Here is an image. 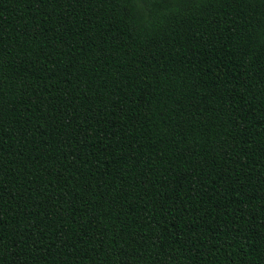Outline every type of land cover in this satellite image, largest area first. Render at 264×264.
Here are the masks:
<instances>
[{
  "label": "trees",
  "instance_id": "trees-1",
  "mask_svg": "<svg viewBox=\"0 0 264 264\" xmlns=\"http://www.w3.org/2000/svg\"><path fill=\"white\" fill-rule=\"evenodd\" d=\"M0 264H264V0H0Z\"/></svg>",
  "mask_w": 264,
  "mask_h": 264
},
{
  "label": "snow or ice",
  "instance_id": "snow-or-ice-1",
  "mask_svg": "<svg viewBox=\"0 0 264 264\" xmlns=\"http://www.w3.org/2000/svg\"><path fill=\"white\" fill-rule=\"evenodd\" d=\"M131 2L141 7L144 11H148L150 6H153L157 2L161 4H171L173 0H131Z\"/></svg>",
  "mask_w": 264,
  "mask_h": 264
}]
</instances>
